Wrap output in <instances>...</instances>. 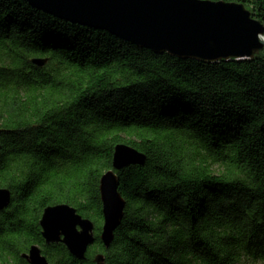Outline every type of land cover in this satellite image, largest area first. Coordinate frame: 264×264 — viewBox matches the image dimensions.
Returning <instances> with one entry per match:
<instances>
[{"label":"trees","instance_id":"1","mask_svg":"<svg viewBox=\"0 0 264 264\" xmlns=\"http://www.w3.org/2000/svg\"><path fill=\"white\" fill-rule=\"evenodd\" d=\"M225 1L264 22V0ZM119 143L147 161L117 171L127 207L106 248L100 182ZM0 187V264H29L32 245L52 264H264V49L179 58L0 0ZM60 203L95 222L84 260L43 237Z\"/></svg>","mask_w":264,"mask_h":264},{"label":"water","instance_id":"2","mask_svg":"<svg viewBox=\"0 0 264 264\" xmlns=\"http://www.w3.org/2000/svg\"><path fill=\"white\" fill-rule=\"evenodd\" d=\"M36 7L69 21L107 30L132 44L179 58L205 62L244 60L264 49V22L244 3L225 0H28ZM41 64L42 62L38 61ZM147 156L119 143L113 168L101 178L104 224L100 234L109 248L121 223L127 200L120 192L117 171L144 165ZM12 203V191L0 187V213ZM40 224L47 244L63 243L71 255L84 260L96 241L95 222L68 204L47 206ZM23 257L29 264H52L39 245ZM96 264H106L103 253Z\"/></svg>","mask_w":264,"mask_h":264}]
</instances>
